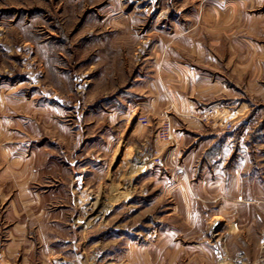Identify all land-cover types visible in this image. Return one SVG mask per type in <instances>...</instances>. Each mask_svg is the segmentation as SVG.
<instances>
[{
  "label": "rangeland",
  "instance_id": "374dc122",
  "mask_svg": "<svg viewBox=\"0 0 264 264\" xmlns=\"http://www.w3.org/2000/svg\"><path fill=\"white\" fill-rule=\"evenodd\" d=\"M104 1L116 0L99 2ZM118 1L122 7L115 3L110 11L98 13L97 7L78 8V0H0V38L5 44L0 43V87L4 86L6 94L20 100H34L31 108L22 105L19 118L22 130L32 132L33 128L37 129V144L41 145L42 151L45 138L39 134H43L45 128L44 100H103L114 93L115 86L125 88L139 76L150 82L160 78L164 87L172 65L189 63L199 71L217 74L213 79L220 82V87L222 81L232 86L224 93L223 88H218L219 95L211 103H197L192 117L198 125L207 128L205 134L219 133L218 142L229 147L225 155L233 162L228 170V182L223 185L224 180H219L222 184L211 193L212 196H226L227 192L234 198L258 192L263 194L264 184L256 185L253 172L258 156L261 164L264 163V0ZM92 11H98L97 19L123 18L122 25H117V36L104 41L101 52H94L96 46L93 43L80 45V36L86 38L98 31L97 25L84 28L77 25L86 12ZM110 23L111 20L101 30L109 29ZM26 41L31 46L24 50ZM193 43L197 48L200 46L204 57L198 59L194 53L189 55L187 50L193 48ZM6 45L12 48L11 51ZM110 45H115L120 52L110 53ZM19 48H22L20 53ZM192 88L191 83L189 90H182L188 99L207 100L203 95L207 91ZM166 90L163 88L167 100H175L176 95L170 96ZM178 92L177 88L173 94ZM191 92L193 97H190ZM221 100L244 102L239 108L229 105L224 112ZM215 103L220 105L217 107ZM140 117L146 118L147 122H139ZM167 121L175 133L174 144L165 143L158 137L160 126ZM91 122L80 123L87 128L89 137L96 128ZM137 122L149 129V152H154L157 140L167 148V153L160 156L154 152L155 157L152 154L149 158V163H154L150 175L133 184H125L124 176L122 180L109 177L100 187L93 184V178L86 183L85 189L79 186L70 202L79 211V224L85 225L94 219L95 224L132 226L135 246H147L151 257L155 256L158 242L170 240L169 246H179L182 251L179 264H190V260L195 264V258L207 256L205 254L211 257L213 264H264V211H258L262 213L260 220L253 213V207L245 211L244 218L224 216L220 212V201L166 199L163 193L176 192L182 197L181 194L188 192L192 197L193 193L205 192L203 186H185L178 177L183 169L178 164L177 133L183 130V122L171 119L169 114L161 120L138 116ZM77 124L79 121L71 117L63 125L71 130L77 128ZM191 141L200 144L201 140L191 138ZM255 145L261 147L258 154L253 153ZM132 147L134 149V145ZM133 149L128 155L131 158L135 156ZM254 154L257 158H253ZM244 156L245 161H242ZM134 169L132 166L131 170ZM242 170L245 171L244 185H241V192H237L234 182L239 176L238 171L242 175ZM163 176L167 177L165 184ZM101 178H104V171ZM70 182L66 176L63 185ZM125 196L132 198H121ZM225 207L229 208L228 204ZM173 208L176 211H172ZM188 212L193 215L188 216ZM255 220L260 223L252 226ZM215 223H219L217 230L213 229ZM236 230L241 231L242 242L233 238L238 234L234 233ZM229 241H232L233 250ZM241 248L249 253V257L241 252Z\"/></svg>",
  "mask_w": 264,
  "mask_h": 264
},
{
  "label": "crops",
  "instance_id": "0c3cea01",
  "mask_svg": "<svg viewBox=\"0 0 264 264\" xmlns=\"http://www.w3.org/2000/svg\"><path fill=\"white\" fill-rule=\"evenodd\" d=\"M99 1L78 0L77 7L90 9L97 7L98 13L110 11L115 3L122 7L118 0L102 3ZM97 12H86L77 25L82 28L91 24L98 26V31L93 35H88L86 38L80 36L79 40L82 42L80 45L87 46L93 43L96 46L94 52H101L105 47L104 41L115 39L117 36L115 31L117 25H122L123 18L114 16L105 20L97 19ZM109 20H111L109 29L101 30L103 26H107ZM122 31L127 33L126 29ZM2 41L3 39L0 38L3 46L5 44ZM30 46L29 41H26L23 49ZM110 47L112 49L110 53L120 52L116 50L118 48L115 45ZM199 47L197 48L193 43V48H189L187 52L189 55L194 53V57L200 59L204 56ZM7 48L10 51L12 49ZM46 50L48 52V49ZM17 51L20 53L22 48ZM254 75L252 74V77H255ZM213 76L217 74L199 71L196 66L189 63H177L172 65L167 73L164 87H162L164 81L160 82V78L159 81L150 82L145 77L139 76L125 88L115 86L114 93L103 100L56 98L44 100L45 128L43 134L39 132L40 137L45 138L42 151L39 147L41 145L37 144V129L33 128L32 132L22 130L19 120L22 105L26 109L31 108L30 105L34 100L32 102L20 100L15 95L6 94L4 86L0 87V264L180 263L179 255L182 251L179 246H169L170 240L158 242L155 256L151 257L147 246L143 244L135 246L137 244L133 242L131 235L132 226L95 224L94 219L81 225L78 221L79 211L70 204L75 198V190L80 188L79 186L85 189L86 183L92 178L95 179L93 184L100 187L109 177H120L122 180L125 176L124 183L129 185L150 175L154 163L150 164L149 158L152 154L155 157L154 152L160 156L165 155L167 148L156 140L154 152H149V129L137 122L138 116H150L155 120H161L169 114L171 119L183 122V130L177 133L180 157L178 164L183 169V172L178 173V177L185 186H203L205 192L193 193L192 197L188 192L181 194L182 197H178L179 194L176 192L163 193L166 199L184 201L193 199L206 203H212L211 200L220 201L222 215L243 218L246 215L245 211L253 207V213L260 220L262 213L258 211H264V193L238 195L236 198L231 196L230 192H227L226 196H212L213 191L222 184L219 180H224L223 185L228 182V170L233 164L225 155L229 147L218 142L219 133L205 134L207 128L198 125L192 118L197 103H211L214 101L212 99L219 95L218 88H223V93L232 88L226 81H222L223 85L220 87L218 85L220 82L213 79ZM191 83L192 90L199 88L207 91L203 94L207 100L187 98V94L182 90H189ZM163 88L167 89V93L169 91L170 96L176 95V99L167 100ZM177 88L180 93L173 94ZM192 94L194 93L191 92L190 97H193ZM222 102V110L226 112L229 105L239 108L244 100H221ZM215 105L218 107L220 104L215 103ZM71 117L76 118L79 124L92 120L91 125H95L96 128L93 129L90 137L87 128L82 127L81 124H77V128L71 130L64 127L66 126L63 125L64 122ZM191 138L200 139V144H193ZM132 149L134 158L128 156ZM255 152L257 154L261 152L259 145L253 146V153ZM41 158L43 162H40ZM253 158H257L255 154ZM260 158L258 156L257 161L254 160L253 172V177L256 174L253 181L258 186L264 184V163L261 164ZM243 160L245 161V156ZM132 166L135 167L134 170H131ZM102 171L104 178H101ZM244 173V170L242 175L238 171L239 176L234 182L237 184V192H241ZM66 176L71 182L63 185ZM161 178L165 184L167 177ZM77 185L78 187H72ZM85 196L90 195L85 194ZM121 198L130 200L132 196ZM227 204L229 208L225 207ZM172 211L176 209L173 208ZM187 215L191 216L193 213L188 212ZM259 223L260 221L255 220L252 226ZM124 233L130 235L118 236ZM234 233L238 234H234L233 238H239L242 242L243 236L239 235L241 231L236 230ZM232 241H229L231 250H233ZM235 248L239 246L236 245ZM254 251L255 248L252 254ZM241 252L249 257L245 249ZM205 255L207 256L196 257L195 264H213L211 257ZM190 264H192L191 260Z\"/></svg>",
  "mask_w": 264,
  "mask_h": 264
},
{
  "label": "built area",
  "instance_id": "2783aa9c",
  "mask_svg": "<svg viewBox=\"0 0 264 264\" xmlns=\"http://www.w3.org/2000/svg\"><path fill=\"white\" fill-rule=\"evenodd\" d=\"M139 122L146 123L147 119L140 117ZM158 137L165 143H168V144H174L175 143V133H174V130H173L170 122H168V121L164 122L160 126V128L158 130ZM262 248H264V242H263Z\"/></svg>",
  "mask_w": 264,
  "mask_h": 264
},
{
  "label": "water",
  "instance_id": "95a60500",
  "mask_svg": "<svg viewBox=\"0 0 264 264\" xmlns=\"http://www.w3.org/2000/svg\"><path fill=\"white\" fill-rule=\"evenodd\" d=\"M218 227H219V223H215L214 226H213V229L217 230Z\"/></svg>",
  "mask_w": 264,
  "mask_h": 264
},
{
  "label": "bare ground",
  "instance_id": "6f19581e",
  "mask_svg": "<svg viewBox=\"0 0 264 264\" xmlns=\"http://www.w3.org/2000/svg\"><path fill=\"white\" fill-rule=\"evenodd\" d=\"M101 196H102V195H101ZM92 197H93V196H92ZM93 200H94V199H93ZM88 203H89V202H88ZM99 204H100V203H99ZM104 204H105V203H104ZM91 205H92V204H91ZM83 207H84V206H83ZM87 207H88V205H87ZM87 207H86V208H87ZM97 207H98V205H97ZM91 209H92V208H91ZM86 211H87V210H86ZM91 213H92V211H91ZM87 217H88V216H87Z\"/></svg>",
  "mask_w": 264,
  "mask_h": 264
}]
</instances>
